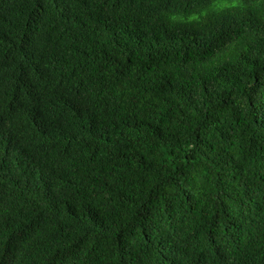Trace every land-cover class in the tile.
Returning <instances> with one entry per match:
<instances>
[{"label": "trees", "instance_id": "1", "mask_svg": "<svg viewBox=\"0 0 264 264\" xmlns=\"http://www.w3.org/2000/svg\"><path fill=\"white\" fill-rule=\"evenodd\" d=\"M0 264H264V0H0Z\"/></svg>", "mask_w": 264, "mask_h": 264}]
</instances>
